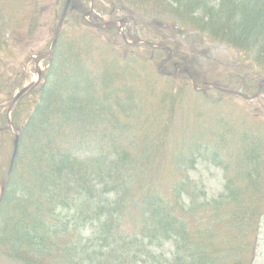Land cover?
<instances>
[{"label": "trees", "instance_id": "16d2710c", "mask_svg": "<svg viewBox=\"0 0 264 264\" xmlns=\"http://www.w3.org/2000/svg\"><path fill=\"white\" fill-rule=\"evenodd\" d=\"M49 1L51 39L64 0ZM93 1L87 22L89 1L72 0L41 82L9 119L0 113L2 159L19 139L0 264H253L264 229V0H119L111 20L145 42L132 46L117 26L91 24L105 4ZM43 2L23 13L25 0H0V109L24 85L7 60L32 40ZM192 33L243 58L207 77L177 55ZM155 63L178 73L161 77ZM191 80L213 87L194 91ZM198 165L222 172L211 200L189 177Z\"/></svg>", "mask_w": 264, "mask_h": 264}, {"label": "rangeland", "instance_id": "374dc122", "mask_svg": "<svg viewBox=\"0 0 264 264\" xmlns=\"http://www.w3.org/2000/svg\"><path fill=\"white\" fill-rule=\"evenodd\" d=\"M118 1L119 0H105L104 5L99 4L97 7L98 8L97 12L100 13L101 21H95L91 24L98 27L106 22H111V24L117 26L119 21H113L111 19L112 17H114L115 14H117L118 16L120 9H118L116 13L113 15H111V12L116 10ZM33 6H34L33 0H25V3L21 6V8L26 11L23 13H29L32 10ZM40 6H42L43 8L42 17L40 18L38 28L31 37L32 40L30 42H27L28 44L24 47V51H19L17 48H15L12 53L13 54L12 57H10L11 60H7L9 62V66L7 67L8 72L10 71L9 70L10 68H14L15 70H22L24 77V86L28 85L29 83H31L36 79L35 59L37 57L33 55L29 60L28 59L27 61L24 60L26 59L27 56H30L31 54H35L39 48L41 47L46 48L45 45L51 42L52 39L49 38V27L52 22L51 2L49 0H44L43 5ZM122 11L126 16L127 10L122 9ZM130 28L133 29V27ZM74 29H77V27H75ZM96 30L97 29H95L93 33H96ZM99 36L101 37V39H105L106 33L102 31L99 33ZM125 39L126 41L131 43L129 44L130 46L133 45L132 41L128 40L126 37ZM139 41H142V39H140ZM176 44H178V52H177L178 57L182 56L186 58L188 62H191V64H193L194 67H197L198 70L207 77H211L212 73L217 71V68L225 72L229 71L230 74L231 72L230 69L228 70L222 68L226 66L233 67L237 62L241 61V58H243V55L239 54L236 50L231 49L224 44L211 43L208 40H206L205 37L198 38L197 35L193 33L187 36H183L181 38L179 37L176 40ZM139 48L142 49L141 47ZM211 58H213V61H216L218 63V67L215 63L211 64L210 62ZM46 63L47 62H41L39 64V69L41 71L45 69ZM153 67L155 68L157 73L159 72L161 74L160 75L161 77L169 76L168 74H166L167 72L173 76H176L178 73L177 71L175 73L174 71H171V67H168L167 69H164V67H162L159 69V66H157L156 63L154 64ZM233 83L234 82L232 81H227L228 85H232ZM175 84L177 85V82ZM237 101L240 102L239 100ZM7 103L8 102L4 103L2 109L0 110L1 112H4L7 109L6 106ZM10 145H11L10 143L9 144L6 143L7 153L4 159H2V156L0 155V167L1 164H3V162L6 163L9 162V158L11 155ZM189 177L203 187L208 200H211L212 198L216 197L222 190L223 175L222 172L216 168H212L207 165H198L195 171L189 173ZM258 244L259 246L257 249V256L254 260V264H264V229L260 233ZM161 251L164 253L165 257H168L170 255V248L168 245H165L161 249Z\"/></svg>", "mask_w": 264, "mask_h": 264}, {"label": "water", "instance_id": "95a60500", "mask_svg": "<svg viewBox=\"0 0 264 264\" xmlns=\"http://www.w3.org/2000/svg\"><path fill=\"white\" fill-rule=\"evenodd\" d=\"M69 3H70V0H67L66 3H65L64 10L62 12L61 18H60L59 23H58V25L56 27V30L54 32V37H53V41H52V44H51L50 52H52V50L55 47V44H56V41H57V38H58V35H59V31H60V28L62 26L63 20L65 18V15H66V12H67ZM49 55H51V53H48L47 56H49ZM47 56L43 57V59H45ZM40 78H41V72L39 70H37V79H36V81L33 82V83H31V84H29L28 86L24 87L21 91H19L18 93H16V95L12 98L11 102L9 103L10 108H12V106L21 97H23L28 91H30L32 88H34L39 83ZM17 150H18V136L17 135H14V137H13L12 157H11V160H10V165H9V169H8L7 176L10 174V172L12 170V166H13V163H14L15 156L17 154ZM6 180H7V177L2 182L1 197H2L3 192H4ZM0 200H1V198H0Z\"/></svg>", "mask_w": 264, "mask_h": 264}]
</instances>
